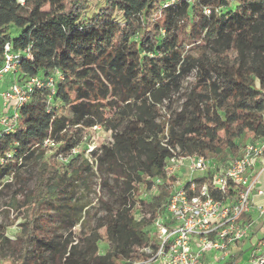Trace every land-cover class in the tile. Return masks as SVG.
I'll return each instance as SVG.
<instances>
[{
  "label": "trees",
  "instance_id": "trees-1",
  "mask_svg": "<svg viewBox=\"0 0 264 264\" xmlns=\"http://www.w3.org/2000/svg\"><path fill=\"white\" fill-rule=\"evenodd\" d=\"M7 42L31 47L13 80L55 71L60 79L51 96L35 89L13 132L0 135V179L35 154L38 163L33 188L17 204L25 216L19 248L6 252L0 231V264L144 261L141 250L155 243L153 221L164 214L175 180L165 175L167 160L201 156L225 164L264 137V0H0V66ZM180 92L182 105L172 111ZM96 123L112 131V143L91 155L116 207L103 203V233L97 227L80 241L70 233L68 246L48 226L73 221L65 208L77 206L74 188L90 162L76 165L80 154L71 150ZM46 139L57 147L47 158Z\"/></svg>",
  "mask_w": 264,
  "mask_h": 264
},
{
  "label": "built area",
  "instance_id": "built-area-1",
  "mask_svg": "<svg viewBox=\"0 0 264 264\" xmlns=\"http://www.w3.org/2000/svg\"><path fill=\"white\" fill-rule=\"evenodd\" d=\"M204 13L209 15L210 10L205 8ZM23 55L31 58L30 46L13 49L10 42L3 46L0 98L4 110L0 135L13 132L19 109L35 89H49L51 96L56 80L60 79L55 71L46 78L12 80L2 89L9 76L15 78L18 60ZM262 117L264 121V113ZM43 146L53 143L46 139ZM77 148L71 154L77 153ZM263 174L264 137L246 143L241 155L225 164L201 156L168 159L165 175L175 176V180L170 185L164 214L153 221L151 235L155 243L141 250L149 256L146 260L132 264H225L234 257V264H264V240L248 243L254 217L264 221V203L255 200L264 197ZM245 215L253 220L245 221Z\"/></svg>",
  "mask_w": 264,
  "mask_h": 264
},
{
  "label": "rangeland",
  "instance_id": "rangeland-1",
  "mask_svg": "<svg viewBox=\"0 0 264 264\" xmlns=\"http://www.w3.org/2000/svg\"><path fill=\"white\" fill-rule=\"evenodd\" d=\"M96 3L98 2H93V4ZM192 55H195V52H193ZM193 75L194 72L190 73L182 81V92L186 90L188 84L193 80ZM8 78V81L13 80V77L9 76ZM182 92L177 93L172 97V101H174L173 104H170L172 111H178L180 109L184 100V94ZM167 104V101L162 102L163 108L161 114L164 116L169 114L166 109ZM3 110L4 108L2 107V100L0 98V116L3 114L1 113ZM115 111L116 108L112 106L111 110L105 112V116L111 118ZM80 134L82 135V141L77 148L80 157L77 159L76 165H79L84 158H87L90 162V169L85 172L83 178L76 183L74 188V203H76L77 206H74L73 209L65 208L66 211H69L71 215H73V221L68 223V220H66L65 224L56 218L57 222L55 221L53 223L54 225L52 224L53 227H55L52 229L51 226H48L51 234L57 236L61 243H67L68 246L72 245V242H70L72 240L69 238L70 233L79 241L83 235H86L90 230L97 227H99L98 232L103 233L104 228L100 227V224L103 223L102 217L104 215L102 205L103 203L108 202L112 207H116L114 204V197L111 198L108 189L103 186V178L96 169L97 161L93 159V156L91 155L94 151H100L102 146H108L112 143V131L105 129L104 126L96 123V125H93L90 128H84L81 130ZM43 151L44 157L47 158L57 151V147L50 148L47 146ZM34 156L22 161L14 174L0 179V231L3 232L4 237L7 239L5 248L8 250H6V252H10L11 249H14V246H16L17 249L19 248L18 238L22 231L20 225L24 223L25 216L23 212L19 210L17 204L21 203L24 200L25 195L33 188L38 168V163ZM58 159L59 161L66 163L63 158ZM65 168L66 167L63 166V169ZM109 184L111 185V183ZM139 188L140 187L138 186L135 192H139ZM142 192L143 191L141 190L140 193ZM13 197H16V203H12ZM146 197V195H142V198L145 199ZM143 206V210L149 212L148 206ZM254 218L256 219V216ZM251 234H253L252 238L250 237ZM250 235L248 237V243L257 241V238H264V221L257 223L254 229L251 230ZM104 246H107V244L104 241H101L98 246V253L100 255L104 254Z\"/></svg>",
  "mask_w": 264,
  "mask_h": 264
},
{
  "label": "crops",
  "instance_id": "crops-1",
  "mask_svg": "<svg viewBox=\"0 0 264 264\" xmlns=\"http://www.w3.org/2000/svg\"><path fill=\"white\" fill-rule=\"evenodd\" d=\"M8 79H9V78H8ZM8 79H7V83H5L4 86H2V89H5V88H7V87L9 86L8 82H10V81H8ZM1 113H2V112H1ZM261 182H262V184H263V186H264V174H263V176L261 177ZM255 200H256V202H258V203H260V204L264 203V197H258V198H256ZM254 219H255V218H254ZM260 221H261V220L257 219V217H256V219L254 220V225H253L252 230L254 229L255 225H256L257 223H259ZM257 239H258V238H257ZM246 245H248V243H246Z\"/></svg>",
  "mask_w": 264,
  "mask_h": 264
}]
</instances>
